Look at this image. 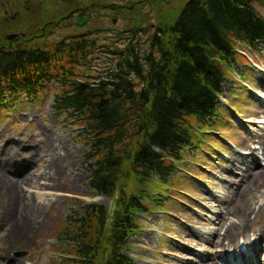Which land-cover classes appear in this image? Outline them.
<instances>
[{
    "label": "trees",
    "instance_id": "obj_1",
    "mask_svg": "<svg viewBox=\"0 0 264 264\" xmlns=\"http://www.w3.org/2000/svg\"><path fill=\"white\" fill-rule=\"evenodd\" d=\"M59 1L68 3L65 12ZM119 1L134 6L125 8L131 16L121 5L109 10L131 26L78 27L56 40L78 4L103 10L107 3L0 0L7 3L0 7V111L12 108L7 97L53 96L52 110L86 133L88 187L112 202L71 210L55 236L60 264H134L124 250L139 215L154 208L204 129L230 122L220 109L222 86L245 63L243 53L264 43V0H185L173 12L157 1L151 18L140 15L147 0ZM23 30L21 40H6ZM99 53L110 57L108 68L90 65Z\"/></svg>",
    "mask_w": 264,
    "mask_h": 264
},
{
    "label": "rangeland",
    "instance_id": "obj_2",
    "mask_svg": "<svg viewBox=\"0 0 264 264\" xmlns=\"http://www.w3.org/2000/svg\"><path fill=\"white\" fill-rule=\"evenodd\" d=\"M6 1L11 4L19 2ZM157 1L162 3V8L166 4V8L173 12L185 0L143 1L140 15L151 18V11L160 8ZM105 3L103 10L94 9L95 3H89V9V5L83 8L78 4L81 9L72 11L67 17L68 20L71 17V21L57 31L55 39L78 31L76 23L80 15L86 19L81 28L119 29L127 23L131 26L132 20L120 18L121 13L109 10L114 4V7L121 5L123 16H131L128 12H133L134 6L130 2L103 0L101 5ZM6 4H0V7ZM127 5L128 12L125 10ZM56 8L65 12L68 3L59 1ZM259 10L264 16V10ZM114 20L115 26H111ZM106 35L104 37H108ZM104 39V43L112 42L109 38ZM96 55L90 65L98 69L108 68V54ZM245 63L249 68L241 63L234 65L232 79L222 86L221 111L230 122L224 119L216 126L204 129L208 132L201 133L197 150L186 152L184 160L176 164L178 171L171 177L170 185L161 191L165 195L158 197V207L139 217V228L124 250L135 264H209L212 256L217 257L215 262L219 264H264V156L261 150L264 143V44L257 52H250ZM53 86L59 90L56 84ZM41 97L37 103L22 96L7 97V101L13 103L12 108L0 111V167L4 172L10 177L13 175L10 164L3 163V155L8 144L14 143L22 145L24 152L31 149L32 153L39 154L41 160H35L30 167L35 175L56 174L52 181L41 179L38 185L22 186L19 190L17 187L11 189L10 185L0 186V218L6 217L9 224L0 225V250L7 252L15 264H60L57 259L62 255L55 236L63 229L71 210H79L86 203L112 204L107 198L94 195L87 185L89 173L83 164L89 150L86 133L66 114L52 110L53 96ZM249 160L254 165H248V168L244 161ZM48 164H52L51 170H46ZM246 169L251 179L243 182L251 181L252 188L250 185L248 189H251L244 194L230 193L227 186L237 189L231 176L244 178L242 174ZM13 192L31 195L34 200L30 208L11 204L14 202ZM237 201L241 213L236 208ZM220 219L224 224L222 229ZM27 220L38 225L23 231L21 227ZM229 226L238 228L235 235L245 226L246 233L238 234L234 245L226 242L213 249L211 242ZM259 231L263 235H259ZM15 233L22 234L17 236L24 237L23 241L12 243L11 235ZM200 235L210 241L212 248L199 241ZM241 240L245 242V248H241ZM22 253L26 256H19Z\"/></svg>",
    "mask_w": 264,
    "mask_h": 264
},
{
    "label": "bare ground",
    "instance_id": "obj_3",
    "mask_svg": "<svg viewBox=\"0 0 264 264\" xmlns=\"http://www.w3.org/2000/svg\"><path fill=\"white\" fill-rule=\"evenodd\" d=\"M261 89H263V88H261ZM8 145L9 146H8V149L5 153V155H3V163L4 164H10V166L12 167V170L14 172H12L13 175L10 177L9 174H6L4 172V170L1 166L0 167V186L3 185L5 187H8V185H10L9 187L11 189L14 190V188L16 189V187H17V190H19V187H22V186L38 185V183L41 179L42 180L46 179L48 181H52L55 178L56 174H53L51 172H44L41 175H35L32 172V169L30 168L32 163L35 160H39V161L41 160L39 154H37L35 152L32 153L31 149L24 152L23 151L24 147L22 145L17 146L14 143H9ZM261 150H262V156H264V143L262 144ZM11 157H13V158H11ZM245 163H246V167H248V165H249V167L252 166V164L254 165V162L252 160H249L246 162L244 161V165H245ZM47 169L51 170L52 164H48L46 166V170ZM227 173H229V172H227ZM242 175L244 178H240L237 176H231L232 178H230V179H231L232 183L234 182V186H236L237 189L234 190L233 188H229L230 186H227L226 188L230 193L238 192V193L244 194V192L250 187V185L252 188L253 184L251 183V181H249L248 183L243 182L244 179H251L250 178V172L246 169ZM31 188H33V187H31ZM250 189H248V190H250ZM12 196H13L14 202L11 204H16V205L19 204L20 206H24V208L26 207V209L30 208L29 206H31V204L34 200V198L29 194H25V196H23L20 193H14L13 192ZM234 196H237V195H234ZM238 199H240V197H238ZM237 203H238V201L236 202L235 205H236V208L239 210ZM240 213H241V211H240ZM25 222L26 223H24L21 227L23 231L28 230V229H33L35 226L38 225V224L32 225L29 223L28 220ZM245 222H247V221H245ZM2 223H4V224L7 223L6 226L9 225L6 217H4V219L0 218V225H2ZM219 224H220V228L222 229L224 227V224H223L221 219L219 220ZM242 230L243 231L241 233H238L239 235H245V233H246L245 226L243 227ZM236 231H238V228L229 226V228L226 229L225 232L219 236V238L217 237L216 240H213L211 242L214 245L213 249L219 248V247H221V245L222 246L225 245L226 242L230 245H234L235 240L238 238L237 237L238 234L235 235V233H234ZM218 232H219V230H218ZM19 234L20 233H15L14 235L13 234L11 235V239L14 240V241H12V243H18L19 241H23L24 237L18 238L17 235H19ZM20 235L22 236V234H20ZM259 235H263L261 231H259ZM188 237L191 238L190 235ZM198 239L200 242L207 244L209 248H212V245H210V243H209L210 241L208 239L204 238L201 235L198 237ZM190 240L192 241V239H190ZM216 260H217V257L213 258V256H212L209 264H219L218 262H215ZM0 264H15V263L9 257L7 252L0 250Z\"/></svg>",
    "mask_w": 264,
    "mask_h": 264
},
{
    "label": "water",
    "instance_id": "obj_4",
    "mask_svg": "<svg viewBox=\"0 0 264 264\" xmlns=\"http://www.w3.org/2000/svg\"><path fill=\"white\" fill-rule=\"evenodd\" d=\"M86 23V19L84 17H82V15L79 16V19L77 21V25L82 27L84 26ZM23 36H25V34L22 32L20 34H9L8 36H6V40H8L9 42H16L18 40H20L21 38H23ZM19 256H26L24 253L20 254Z\"/></svg>",
    "mask_w": 264,
    "mask_h": 264
}]
</instances>
